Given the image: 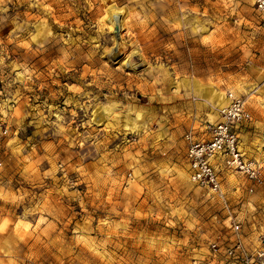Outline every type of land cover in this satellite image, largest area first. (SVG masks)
I'll return each instance as SVG.
<instances>
[{
  "label": "rangeland",
  "instance_id": "1",
  "mask_svg": "<svg viewBox=\"0 0 264 264\" xmlns=\"http://www.w3.org/2000/svg\"><path fill=\"white\" fill-rule=\"evenodd\" d=\"M263 67L253 0H0V264H210L228 217L264 251ZM194 80L249 112L263 180L222 168L225 203L187 178L223 105Z\"/></svg>",
  "mask_w": 264,
  "mask_h": 264
},
{
  "label": "built area",
  "instance_id": "2",
  "mask_svg": "<svg viewBox=\"0 0 264 264\" xmlns=\"http://www.w3.org/2000/svg\"><path fill=\"white\" fill-rule=\"evenodd\" d=\"M253 6L264 17V0H253ZM225 95L228 102L217 109V120L204 124L205 136L197 137L190 130L183 133L188 180L223 203L222 168L238 173L248 191L263 180L260 165L242 151L236 129L249 118V112L239 95L230 90ZM227 222L229 235L217 233L208 241L210 264H263V249L247 248L241 239L239 221L228 217Z\"/></svg>",
  "mask_w": 264,
  "mask_h": 264
},
{
  "label": "crops",
  "instance_id": "3",
  "mask_svg": "<svg viewBox=\"0 0 264 264\" xmlns=\"http://www.w3.org/2000/svg\"><path fill=\"white\" fill-rule=\"evenodd\" d=\"M192 85H193V89L195 90V92H197V95L199 97H201L202 99H205L206 101H210L211 99L216 98L218 105H221V104L225 105L227 103V98L225 99V97H223V95H221V97H223V98L219 102L218 101V96H219L218 93H216V94L213 93V89L210 88L209 86H203L195 80L192 82Z\"/></svg>",
  "mask_w": 264,
  "mask_h": 264
},
{
  "label": "bare ground",
  "instance_id": "4",
  "mask_svg": "<svg viewBox=\"0 0 264 264\" xmlns=\"http://www.w3.org/2000/svg\"><path fill=\"white\" fill-rule=\"evenodd\" d=\"M120 26H121V20H120V18H117V20L116 21H114L113 23H112V28H113V31H114V29H115V33H117V35L118 36H115V37H119V28H120ZM222 98L223 97H221V96H218V101L220 102V100H222ZM227 98V97H226ZM227 102H228V98H227ZM224 106V105H223Z\"/></svg>",
  "mask_w": 264,
  "mask_h": 264
}]
</instances>
